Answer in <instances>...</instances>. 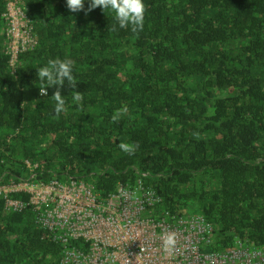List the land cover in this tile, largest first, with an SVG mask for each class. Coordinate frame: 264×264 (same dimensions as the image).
Segmentation results:
<instances>
[{
    "label": "trees",
    "instance_id": "16d2710c",
    "mask_svg": "<svg viewBox=\"0 0 264 264\" xmlns=\"http://www.w3.org/2000/svg\"><path fill=\"white\" fill-rule=\"evenodd\" d=\"M144 6V27L132 33L113 30L114 12H89L88 3L70 12L66 0H26L39 43L12 73L0 0V175L28 177L21 161L29 158L40 163L38 180L83 178L109 195L149 173L165 208L212 223L209 250L263 246L264 0ZM57 57L73 60L78 84L62 90L59 117L55 89L41 94L47 85L36 75ZM62 256L32 206L9 211L0 198V264H61Z\"/></svg>",
    "mask_w": 264,
    "mask_h": 264
},
{
    "label": "built area",
    "instance_id": "2783aa9c",
    "mask_svg": "<svg viewBox=\"0 0 264 264\" xmlns=\"http://www.w3.org/2000/svg\"><path fill=\"white\" fill-rule=\"evenodd\" d=\"M6 52L16 73L19 55L37 47L34 24L23 8L26 0H6ZM21 164L28 177L0 175V198L9 211L32 206L36 222L63 247L61 264H264V245L238 242L227 250H209L212 223L202 214L175 213L142 172L136 184L121 183L109 195L83 178L37 179L40 163ZM7 180L5 181V178ZM28 194L29 199L14 198ZM174 234L165 250L163 238Z\"/></svg>",
    "mask_w": 264,
    "mask_h": 264
},
{
    "label": "clouds",
    "instance_id": "9594fccd",
    "mask_svg": "<svg viewBox=\"0 0 264 264\" xmlns=\"http://www.w3.org/2000/svg\"><path fill=\"white\" fill-rule=\"evenodd\" d=\"M85 3H88V11L100 7L106 11L114 12L115 26L118 25L120 29H128L132 33L141 31L144 27V13L145 6L144 0H66L67 8L70 12H78L84 9ZM37 78L39 81L47 85L46 88H39L43 95H47V90L50 88L55 89L51 95L54 104V115L61 116L65 112L66 101L62 95V90L65 87L77 89L78 84L74 78V62L71 58H54L49 59L46 65L36 68ZM73 102H80L82 99L81 94L77 91L72 97ZM114 120L116 117L113 118ZM120 150L125 153L132 154L134 148L127 143H120ZM175 242L174 234H168L163 238V245L165 250H169L170 246Z\"/></svg>",
    "mask_w": 264,
    "mask_h": 264
},
{
    "label": "rangeland",
    "instance_id": "374dc122",
    "mask_svg": "<svg viewBox=\"0 0 264 264\" xmlns=\"http://www.w3.org/2000/svg\"><path fill=\"white\" fill-rule=\"evenodd\" d=\"M193 212H194V213H193ZM190 213L196 214V213H197V211H195V210H194V211H191Z\"/></svg>",
    "mask_w": 264,
    "mask_h": 264
}]
</instances>
